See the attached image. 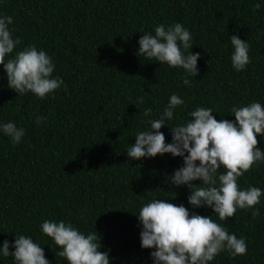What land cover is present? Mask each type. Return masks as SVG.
Masks as SVG:
<instances>
[{
    "label": "trees",
    "instance_id": "obj_1",
    "mask_svg": "<svg viewBox=\"0 0 264 264\" xmlns=\"http://www.w3.org/2000/svg\"><path fill=\"white\" fill-rule=\"evenodd\" d=\"M256 2L0 0V13L13 17L10 28L20 39L14 52L30 44L43 48L55 64L52 75L64 81L43 99L31 92L16 95L0 65V121L25 129L18 144L0 135V242L11 241L13 231L29 234L50 264H67L38 227L44 219H63L82 231L96 229L110 264H151L133 213L151 195L217 219L211 208H191L186 185L166 183L165 174L182 164L181 157L129 159L125 150L147 127L143 110L151 107L156 117L172 93L184 104L171 125L188 119L196 106L212 107L219 120L234 119L227 113L233 104H264V4L255 8ZM174 22L190 30L191 51L200 53L191 87L182 83V68L136 55L140 35ZM232 34L249 44L250 62L241 71L229 59ZM37 115L46 119L37 124ZM160 130L170 142L169 126ZM257 141L264 149V136L257 134ZM238 183L264 189V163L244 172ZM254 207V218L250 210L237 209L220 221L245 238L246 252H220L210 264H264V195ZM0 264H13L12 258L0 257Z\"/></svg>",
    "mask_w": 264,
    "mask_h": 264
},
{
    "label": "clouds",
    "instance_id": "obj_2",
    "mask_svg": "<svg viewBox=\"0 0 264 264\" xmlns=\"http://www.w3.org/2000/svg\"><path fill=\"white\" fill-rule=\"evenodd\" d=\"M262 4L264 0H257L254 7L260 8ZM12 23V16L0 13V65L7 85L16 95L31 92L43 99L64 81L52 75L55 64L43 48L30 44L14 52L20 39L13 36ZM228 41L232 47L229 56L232 68L245 69L250 62L247 40L232 34ZM192 45V34L182 22L167 26L158 23L152 32L138 37L136 55L182 68L185 73L182 83L191 87L189 77H196L200 55L191 51ZM137 100L144 102L143 97ZM183 104L184 100L172 93L156 117L151 116V107L145 108L147 127L135 133V142L125 153L129 159L165 153L181 157L182 164L171 174H165L166 183L173 187L186 185L190 189L187 202L191 208H211L217 219L192 211L182 203L151 195L133 212L140 225V247L150 249L151 264H210L220 252L233 257L243 255L247 249L245 238L229 232L220 221L232 217L237 209H248L256 217L259 209L254 206L264 195V189L258 186L241 187L238 183L244 172L264 163V149L256 146L257 134L264 136V104L259 100L233 104L227 113L234 119L219 120L212 114L218 113L212 107L196 106L187 113L188 119L171 125L174 111ZM34 119L39 124L46 117L37 115ZM164 125L169 126L170 142L165 141L160 130ZM0 135L18 144L25 129L12 120L0 121ZM197 180L199 183H194ZM38 227L49 238L47 243L55 248L56 257H62L67 264H110L109 252L101 251V236L96 229L82 231L63 219H44ZM13 232L15 237L11 241L0 242V257H11L13 264H50L44 248L33 236Z\"/></svg>",
    "mask_w": 264,
    "mask_h": 264
}]
</instances>
